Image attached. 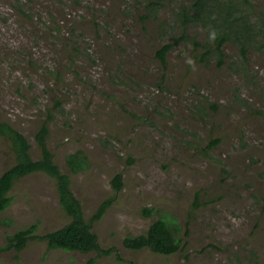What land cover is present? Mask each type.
<instances>
[{"label":"rangeland","instance_id":"374dc122","mask_svg":"<svg viewBox=\"0 0 264 264\" xmlns=\"http://www.w3.org/2000/svg\"><path fill=\"white\" fill-rule=\"evenodd\" d=\"M193 1L146 10L145 0H0V120L39 159L36 132L52 116L48 147L86 219L114 195L116 174L124 184L94 224L101 247L119 258L34 240L0 254V264H264V0H249L263 36L245 59L235 43L223 47L222 65L202 58L196 43L211 44V27L199 24L163 65L157 52L183 35L174 11ZM77 152L89 167L73 174L67 156ZM15 162L0 136V176ZM10 195L0 246L32 224L43 236L70 222L44 173L16 182ZM144 209L154 212L144 217ZM160 217L179 227V252L124 247Z\"/></svg>","mask_w":264,"mask_h":264},{"label":"trees","instance_id":"16d2710c","mask_svg":"<svg viewBox=\"0 0 264 264\" xmlns=\"http://www.w3.org/2000/svg\"><path fill=\"white\" fill-rule=\"evenodd\" d=\"M159 1L145 0L146 10H158L156 7L159 6ZM174 14L177 15V19H174L175 25L182 29L183 35L175 42L164 45L157 52V57L163 65L166 64L167 54L176 44L186 39L185 32L194 25H209L211 32H215V39L206 42L212 45L196 43V49L198 50L199 47L205 49L202 58L205 56H210V59L216 57L219 65L224 62L222 60L225 44H238L241 48L240 53L245 59L250 45L253 42L257 44V38L263 36L262 32H257L253 28L249 0H194L191 6H179ZM261 48H264V38ZM48 121H52V116ZM48 121H45L36 132V141L41 150V157L34 159L30 153L31 145L28 139L9 122L0 120V136L10 143L16 159L15 164L0 176V214L11 206L13 197L10 193L16 182L32 174L44 173L56 181L61 208L70 218V222L43 236L37 234V223L20 229L14 235L8 236L6 245L0 246V254L9 251L20 253L29 242L40 240L46 243L48 250L95 252L98 257H106L115 253L119 258V251L115 247L109 249L101 247L99 236L94 231V224L104 217L118 193L122 191L124 187L122 173L116 174L112 179L114 195L105 200L97 211L89 219H86L82 204L71 189L70 176L61 171L48 147ZM219 141V139L213 140L208 148H213ZM67 165L73 174L82 172L89 167L86 155L81 152L69 154ZM153 212V209H144L142 214L144 217H150ZM123 245L129 250L149 249L155 254L171 256L182 249L183 239L179 235L178 226H172L166 218L160 217L151 224L146 233L136 237H126ZM94 263L95 260L92 259L87 264ZM127 264L138 263L129 261Z\"/></svg>","mask_w":264,"mask_h":264},{"label":"clouds","instance_id":"9594fccd","mask_svg":"<svg viewBox=\"0 0 264 264\" xmlns=\"http://www.w3.org/2000/svg\"><path fill=\"white\" fill-rule=\"evenodd\" d=\"M209 38L212 39V40L215 39V32H214V31L210 33V37H209ZM187 62H188L189 64H193V63H194L192 60H189V61H187Z\"/></svg>","mask_w":264,"mask_h":264}]
</instances>
